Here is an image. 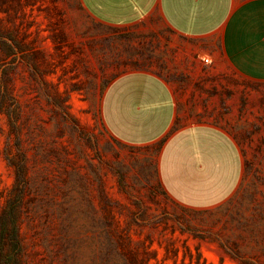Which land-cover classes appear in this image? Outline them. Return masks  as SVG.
<instances>
[{
    "label": "rangeland",
    "instance_id": "obj_1",
    "mask_svg": "<svg viewBox=\"0 0 264 264\" xmlns=\"http://www.w3.org/2000/svg\"><path fill=\"white\" fill-rule=\"evenodd\" d=\"M88 18L78 0H0V215L23 187L22 264H264V79L223 123L234 185L219 198L230 170L213 169L214 198L180 203L159 148L115 139L77 72L67 39Z\"/></svg>",
    "mask_w": 264,
    "mask_h": 264
},
{
    "label": "crops",
    "instance_id": "obj_2",
    "mask_svg": "<svg viewBox=\"0 0 264 264\" xmlns=\"http://www.w3.org/2000/svg\"><path fill=\"white\" fill-rule=\"evenodd\" d=\"M78 2L89 18L68 31L70 56L99 93L108 132L159 148L175 201H211L213 169L230 170L226 194L241 164L223 123L243 105V80L264 79V0ZM65 34L62 25V43Z\"/></svg>",
    "mask_w": 264,
    "mask_h": 264
},
{
    "label": "trees",
    "instance_id": "obj_3",
    "mask_svg": "<svg viewBox=\"0 0 264 264\" xmlns=\"http://www.w3.org/2000/svg\"><path fill=\"white\" fill-rule=\"evenodd\" d=\"M10 197L0 215V237L4 264H22L21 207L23 187L18 185L10 189ZM9 247V249H7ZM143 264H150L145 261Z\"/></svg>",
    "mask_w": 264,
    "mask_h": 264
}]
</instances>
